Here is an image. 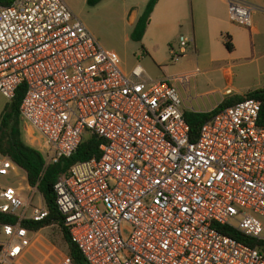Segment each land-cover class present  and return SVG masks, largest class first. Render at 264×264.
I'll return each mask as SVG.
<instances>
[{
	"label": "built area",
	"instance_id": "2783aa9c",
	"mask_svg": "<svg viewBox=\"0 0 264 264\" xmlns=\"http://www.w3.org/2000/svg\"><path fill=\"white\" fill-rule=\"evenodd\" d=\"M226 4L229 19L250 24L253 4ZM178 40L173 60L187 44L184 34ZM143 70L138 62L121 70L63 0L0 4V91L9 99L24 83L20 119L40 136L45 165L90 133L101 139L97 155L76 160L53 184L62 224L89 264H264L255 214L264 215L260 100L229 102L191 139L177 85L197 70ZM13 166L0 153V174ZM0 210L17 216L0 222V264H17L30 240L20 221L41 220L48 209L39 193L33 201L0 184ZM57 264L74 263L65 254Z\"/></svg>",
	"mask_w": 264,
	"mask_h": 264
},
{
	"label": "crops",
	"instance_id": "0c3cea01",
	"mask_svg": "<svg viewBox=\"0 0 264 264\" xmlns=\"http://www.w3.org/2000/svg\"><path fill=\"white\" fill-rule=\"evenodd\" d=\"M145 1L143 0V4ZM244 1L255 6L251 11L250 24L247 26L229 19L226 0H155L143 35L137 41L141 48L138 55H145L152 63L160 66L169 60L171 50H177L178 37L184 34L191 48L189 54L223 61L219 67L223 85L209 88L211 91L220 92V97L211 108L222 98L230 96L232 88L240 92L244 90L241 93L244 94L248 90L264 85V0ZM143 7L131 4L124 12V23L131 27ZM225 33L232 42L229 50L224 47ZM184 53L185 51L182 54ZM235 73L237 81L233 78ZM227 88L231 89L229 93H225ZM20 123L22 139L40 152L39 145L42 141L40 136L28 123L21 119ZM16 167L14 163L11 169ZM17 187L22 188V185ZM40 228L28 232L29 243L24 245L16 256L17 264H57L66 254L64 250L67 244L57 243Z\"/></svg>",
	"mask_w": 264,
	"mask_h": 264
},
{
	"label": "trees",
	"instance_id": "16d2710c",
	"mask_svg": "<svg viewBox=\"0 0 264 264\" xmlns=\"http://www.w3.org/2000/svg\"><path fill=\"white\" fill-rule=\"evenodd\" d=\"M85 1L92 5L98 0ZM9 2L10 0H0V4H9ZM154 2L155 0H146L141 13L131 25L129 36L134 41L141 39ZM224 45L228 50L232 46V42L227 33L224 34ZM24 90V83H20L15 89V92H13V95L3 103L4 105L0 111V153L10 157L17 166L22 168L25 174V180L29 185L35 186L40 192L42 201L48 209V214L41 220L25 218L20 221V224L30 230H36L50 223H54L59 228V232L67 244L66 254L72 259L73 263L89 264L81 255L77 244L71 240L67 227L62 224L61 214L54 204L55 191L53 184L57 176L65 172L76 160H83L97 155V146L101 143V139L96 134L90 133L79 141L78 145H76L75 149L69 155L61 156L56 161L53 160L45 165L41 153L21 137L19 102ZM242 97H257L260 100L261 113L264 114V85L248 90L244 94H231L230 96L222 98L211 109H205L204 111H184V117L190 131L191 139L196 137L198 132L197 128L201 122H204L205 119L211 117L213 113L229 104V102L236 101ZM16 220L17 216L15 214L0 210V222L14 223ZM220 229L223 233L230 234L232 237L243 240L250 245L254 244L253 239L243 237L229 225H221Z\"/></svg>",
	"mask_w": 264,
	"mask_h": 264
},
{
	"label": "rangeland",
	"instance_id": "374dc122",
	"mask_svg": "<svg viewBox=\"0 0 264 264\" xmlns=\"http://www.w3.org/2000/svg\"><path fill=\"white\" fill-rule=\"evenodd\" d=\"M63 1L78 16L84 27L98 40L99 44L109 51L112 60L121 70H127L136 62H139L144 67V71L150 76L170 75L179 71L196 69L195 74L189 78V85L181 81H178L177 85L183 95V104L188 110H204L206 107L211 109V105L220 97V92L210 90L211 88L223 85L219 72V67L223 61L220 59L211 60L202 56L195 57L189 54L191 48L188 44L185 45V53L180 55L177 60H173L170 55L169 60L160 66L152 63L145 55H138L141 50L140 43L130 38V27L124 23L123 18L124 12L131 4L143 7V0H98L92 5L86 3L85 0ZM233 78L237 81L236 73L233 75ZM183 84L186 86L184 87ZM243 91L240 92L232 88L230 94L240 95ZM5 101L7 99L0 91V108ZM0 184H4V186L22 185V192L27 195L31 194L33 201L36 200V195L40 194L37 189H29L27 181L24 178V172L18 166L16 169L9 168L6 175L0 174ZM255 214L261 221L262 231H264V215ZM40 229L43 232H47L57 243H65L59 232V228L54 223L45 225ZM64 251L66 253V246Z\"/></svg>",
	"mask_w": 264,
	"mask_h": 264
}]
</instances>
